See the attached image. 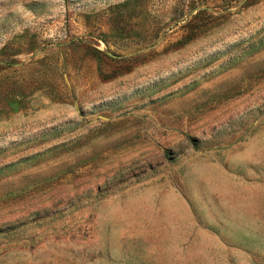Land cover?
I'll return each mask as SVG.
<instances>
[{
  "label": "rangeland",
  "instance_id": "obj_1",
  "mask_svg": "<svg viewBox=\"0 0 264 264\" xmlns=\"http://www.w3.org/2000/svg\"><path fill=\"white\" fill-rule=\"evenodd\" d=\"M0 264H264V0H0Z\"/></svg>",
  "mask_w": 264,
  "mask_h": 264
}]
</instances>
